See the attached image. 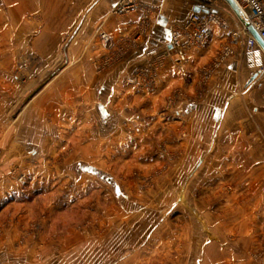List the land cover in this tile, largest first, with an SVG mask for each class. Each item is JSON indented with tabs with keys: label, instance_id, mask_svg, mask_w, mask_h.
I'll use <instances>...</instances> for the list:
<instances>
[{
	"label": "rangeland",
	"instance_id": "1",
	"mask_svg": "<svg viewBox=\"0 0 264 264\" xmlns=\"http://www.w3.org/2000/svg\"><path fill=\"white\" fill-rule=\"evenodd\" d=\"M214 7L232 13L225 2H214ZM146 8L150 17L152 7ZM138 12L142 9L121 14ZM73 33L65 34L62 47L47 48L43 42L55 41V36L48 33L34 42L37 33H32V47H14L10 66L6 57L12 49L0 47V73L16 76L14 108L0 112V134L4 136L0 138V264H264V175L238 177L236 183L251 186L241 185L234 191L229 178L220 179V183L216 175L207 170L202 173L204 168L225 162L224 157L233 149L241 162L249 157L252 169L263 167L264 143H220L222 161L219 156L212 157L214 146L187 142L190 131L183 123L176 124L169 134L164 124L172 120V107L184 93L165 95L155 112L151 103L128 107L134 115L132 124L124 122L121 133L96 145V149L102 147L99 161L103 166L97 169L104 174L94 175L87 169V161L72 158L74 142L65 137L53 142L55 135L47 134V128H36L37 139L42 133L52 139L51 143L46 144V138L43 144L24 141L27 105L50 80L70 67ZM7 34L0 31V42ZM110 40L105 43L102 39L110 51L95 61L98 72L122 60V48ZM152 70L150 66L143 73L136 71L124 82L152 88L157 82ZM6 96H0V105L8 101L12 105V98L7 101ZM201 98L193 96L192 100ZM13 118L15 128L10 134L14 133L18 149L8 160L7 134L1 132ZM155 120H160V126ZM207 130L205 135H209ZM70 131H64L66 137L71 138ZM35 150L39 152L32 154ZM206 152L210 157L205 158L206 167H196ZM233 194L238 200L235 205ZM233 214L244 217L224 224L232 226L233 233L225 232L224 237L215 232L217 218ZM257 219L261 221L255 240L241 239L240 233L253 231L252 223ZM202 222H207L208 228ZM221 243L224 254L218 252Z\"/></svg>",
	"mask_w": 264,
	"mask_h": 264
},
{
	"label": "crops",
	"instance_id": "2",
	"mask_svg": "<svg viewBox=\"0 0 264 264\" xmlns=\"http://www.w3.org/2000/svg\"><path fill=\"white\" fill-rule=\"evenodd\" d=\"M120 1L0 0V31L8 33L2 37L0 47L12 49L11 52L8 50L6 57L9 66L14 60L10 58V55H15L14 47H32V33H37L34 42L45 38V34L54 35L55 41L44 39L46 41L42 46L47 48L62 47L65 34L74 32L70 45L74 53L70 67L64 68L50 80L27 105L26 119L23 121L27 136L25 142L43 144V138H46V144L51 143L52 139L44 137L42 133L38 134L40 139H37L36 128H47V134L52 132L55 135L53 142L62 140V137L67 138V142H74L75 154L72 158L87 161V169L93 171L94 175L104 174L97 169L103 166L99 161L102 147L96 149V145L107 142L105 138L111 140L117 133H121L124 122L126 126L132 124L134 115L128 107L140 102L151 103V111L155 112L163 97L175 91L184 93V98L172 107V120L164 124L169 134H172L175 126L183 123L190 131L187 142L201 145L206 143L212 145L207 147L212 149L214 146L212 157L219 156L222 161L224 154L220 150V143H264V82L260 83L263 77L256 76L248 65L245 37L237 42L233 40V33L241 29L242 20L231 7L232 13L218 9L228 24L225 27L215 26L213 34L204 44L189 49L188 76L185 77L177 67L175 54L172 52L163 59L164 55L161 56L158 47L170 39L174 29L183 27L189 21L196 4L192 0H139L146 7H152L153 14L148 17L143 11L114 13L113 9ZM219 1L229 5L224 0H215L216 3ZM103 32L115 41L116 48H122V60L113 68L98 72L93 66L95 61L110 51L103 44ZM19 33H23L22 36ZM227 45L233 49V54L222 58L223 48ZM150 66L157 80L154 87L140 88L124 82L134 72L140 70L143 73ZM15 79V74L8 73L6 76L0 73V90L4 91L0 96L7 95V101L12 98V105L9 101L8 106L0 105V112L14 108ZM198 95L202 97L201 100L193 101L192 97ZM78 113L82 115L77 117ZM159 122L155 120V124ZM5 126L7 130L3 129L1 133L7 134L6 153L10 160L15 157V150L18 149L14 133L10 134V130L14 132L15 118L7 120ZM204 129H210L209 135L204 134ZM69 130L71 138L65 135ZM38 152L35 150L32 154ZM236 156L233 149L224 157L225 162L212 168L210 166L208 170L204 168L205 158L209 157L206 152L200 156L196 167L204 168L202 173L207 170L210 175H216L218 180L229 178L234 191L241 185L250 189L251 183H236L237 178L251 174L264 175V166L252 169L249 157L246 162H241ZM219 165L225 166L220 168ZM184 169L190 172V168ZM253 185L256 186L255 183ZM254 192H257V188H254ZM232 196L235 205L238 200L234 194ZM234 205L225 207L231 208ZM233 215L218 217L216 225L219 226L215 232H220L224 237H227L225 232L232 234L235 229L232 226L226 228L224 224L228 220L233 222L244 218ZM260 221L254 220L253 231L248 229L241 232L240 238L255 240ZM204 224L207 226V222ZM222 246L224 243H221ZM219 249L218 252L224 254V247Z\"/></svg>",
	"mask_w": 264,
	"mask_h": 264
},
{
	"label": "built area",
	"instance_id": "3",
	"mask_svg": "<svg viewBox=\"0 0 264 264\" xmlns=\"http://www.w3.org/2000/svg\"><path fill=\"white\" fill-rule=\"evenodd\" d=\"M192 1L195 2L196 7H200V10H194L189 21L183 27L174 29L170 39L158 47V50L161 51V56L164 55L163 59L166 56L165 54L171 51L175 53L177 67L185 77L188 76L189 49L194 45L204 44L213 34L215 26L225 27L228 24L218 8L214 7L215 0ZM233 1L249 25L253 26L264 40V0ZM145 7V5L140 4L137 0H121L115 6L114 12H135L138 8H141L143 13L148 16V8L145 9ZM243 36L246 39L245 56L248 65L254 70L256 76L261 75L262 77L264 75V50L250 32L248 26L242 22L241 29L233 33V40L237 42ZM102 39L105 43H110L111 41L109 35L105 32L102 33ZM231 54H233V49L228 45L225 46L222 58ZM134 82L139 84L138 79H135Z\"/></svg>",
	"mask_w": 264,
	"mask_h": 264
},
{
	"label": "water",
	"instance_id": "4",
	"mask_svg": "<svg viewBox=\"0 0 264 264\" xmlns=\"http://www.w3.org/2000/svg\"><path fill=\"white\" fill-rule=\"evenodd\" d=\"M229 5L232 7V9L235 11V13L240 17V19L242 20V22L248 26L250 32L253 34V36L256 38V40L258 41L259 45L263 48L264 50V40L261 38L260 34L258 33V31L251 25H249L248 21L244 18V16L242 15L240 9L237 7V5L235 4V2L233 0H226ZM196 11L200 10V7H196L195 8Z\"/></svg>",
	"mask_w": 264,
	"mask_h": 264
}]
</instances>
